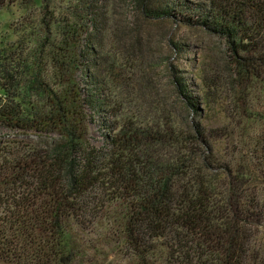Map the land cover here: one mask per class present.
<instances>
[{"label": "trees", "instance_id": "16d2710c", "mask_svg": "<svg viewBox=\"0 0 264 264\" xmlns=\"http://www.w3.org/2000/svg\"><path fill=\"white\" fill-rule=\"evenodd\" d=\"M15 1L0 0V8ZM48 1L40 0L45 14ZM172 2L153 15L202 24L225 39L240 71L264 78V0H211L209 8L195 4L197 14L185 8L193 5L186 0ZM91 8V1L83 2L71 19L67 11L43 17L40 49L18 68L9 65L11 57L0 65V123L50 126L64 138L22 157L0 148V264H85L98 248L94 239L118 247L129 264H264V246L254 242L255 228L264 227L258 191L264 185V137L242 135L254 140L246 156L223 163L211 154L201 163L195 144L209 146L197 124L189 133L173 118L161 131L127 118L109 135L105 131L116 123L100 117L103 143H89V113L111 103L96 79L81 85L71 79L82 65L75 40L79 30L85 32L80 22H89ZM45 63L52 70L49 83L42 80ZM175 80L197 111L191 83L184 76ZM22 87L47 99L49 113L30 107L20 116L9 108L5 102L18 100ZM95 88L98 96L89 97ZM166 141L175 155L164 161L151 145ZM218 172L225 179H217ZM87 234L98 236L85 240Z\"/></svg>", "mask_w": 264, "mask_h": 264}, {"label": "rangeland", "instance_id": "374dc122", "mask_svg": "<svg viewBox=\"0 0 264 264\" xmlns=\"http://www.w3.org/2000/svg\"><path fill=\"white\" fill-rule=\"evenodd\" d=\"M90 1L89 22H80L85 32L79 30L75 40V50L83 54L82 65L79 70L74 69L71 79L79 85L90 77L96 79L111 99L110 108L104 105L100 111L89 113L87 139L91 145L103 143L100 117L116 123L105 131L109 135L127 118L158 126L161 131L168 130L173 118L176 127L189 133H193L197 124L209 146L195 144L201 163L202 157L211 154L223 163L230 162L238 154L246 156L253 147V139L259 135L264 137V78L259 77L261 81L249 78L240 71L225 39L202 24L153 15L156 8L174 0H49L46 14L40 0L12 2L0 8V65L6 62L4 57H11L9 65L18 68L22 58L27 59L40 49L38 42L45 35L43 17L53 19L67 11L71 19L75 7ZM186 1L193 5L185 8H191L196 14L200 10L195 4L212 6L211 0ZM41 70L42 80L49 83L52 70L48 63ZM7 71L12 73L10 68ZM176 75L186 77L191 83L190 92L197 111L188 103L186 94L179 90ZM22 89L18 100L4 101L9 108L17 110L20 116L27 115L30 107L44 115L49 113L47 99ZM102 95L103 98L107 96ZM92 96H98L97 88L89 97ZM167 116L172 118L166 119ZM41 126L30 123L18 129L0 123V148L22 157L64 142L57 129ZM245 134L254 138L246 142L242 137ZM151 148L164 161L174 158L173 148L167 141L152 144ZM217 176V179H225L221 172ZM258 191L264 196V185H260ZM107 229H101V238L108 233ZM255 229V244L264 246V227ZM97 236L87 234L85 240ZM92 243L98 248L90 252L85 264H129L118 247L107 246L97 239Z\"/></svg>", "mask_w": 264, "mask_h": 264}]
</instances>
